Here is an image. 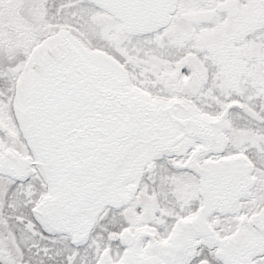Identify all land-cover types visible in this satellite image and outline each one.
<instances>
[{
	"label": "snow or ice",
	"instance_id": "snow-or-ice-1",
	"mask_svg": "<svg viewBox=\"0 0 264 264\" xmlns=\"http://www.w3.org/2000/svg\"><path fill=\"white\" fill-rule=\"evenodd\" d=\"M0 264H264V0H0Z\"/></svg>",
	"mask_w": 264,
	"mask_h": 264
}]
</instances>
